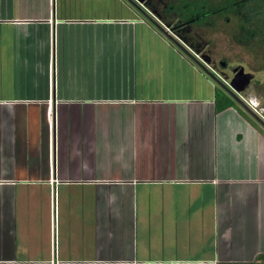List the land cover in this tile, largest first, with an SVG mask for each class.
I'll list each match as a JSON object with an SVG mask.
<instances>
[{
	"label": "crops",
	"instance_id": "crops-1",
	"mask_svg": "<svg viewBox=\"0 0 264 264\" xmlns=\"http://www.w3.org/2000/svg\"><path fill=\"white\" fill-rule=\"evenodd\" d=\"M105 6L0 0V264H264V137L244 123L223 168L231 105L145 90L150 28ZM146 223L201 234L157 255Z\"/></svg>",
	"mask_w": 264,
	"mask_h": 264
},
{
	"label": "rangeland",
	"instance_id": "rangeland-1",
	"mask_svg": "<svg viewBox=\"0 0 264 264\" xmlns=\"http://www.w3.org/2000/svg\"><path fill=\"white\" fill-rule=\"evenodd\" d=\"M134 0H110V12L121 13L126 7L136 11L144 20L149 31H145V49L143 53V69L144 77L146 78L144 89L150 88L151 92H155L156 88L166 90L170 87L169 83L176 85L177 90H189L197 92L198 95L208 94L217 99V103L224 100H232V111L228 113H235L236 117L227 118L225 122V129H223L220 136H223L224 150H219L218 162L222 167L230 168L231 161L242 160L238 148L243 142L237 140V132L241 131L244 123L251 124L256 131L259 132L260 137H264V113L254 112L251 110L247 100H251L254 108H264V27L261 32L256 33L254 37H248L246 31L241 28L237 15L233 13H223L212 15L205 22L193 25L188 28L187 39L188 44L199 43L202 44V52L193 51L186 43L180 41V37L173 32V28L161 22L163 14V7L170 2L176 0H145L144 3L138 7L134 4ZM60 7L69 5L75 11H90L100 12L108 10L105 6V0H59ZM254 3L250 1L249 5ZM255 5V4H254ZM143 10V11H142ZM146 13H145V12ZM159 23V25L155 22ZM255 21V22H254ZM256 25L258 19L253 18ZM173 23V22H172ZM198 46L197 49H199ZM205 55L209 59H213L215 64H206L201 60V56ZM226 63L221 66V62ZM241 65L246 72L253 73L254 77L250 83L236 96L240 101L235 99L225 87H228L225 81H229L232 77V69L235 66ZM207 83V85H206ZM166 85V87H164ZM154 86V87H153ZM174 89V86L171 87ZM209 93H207V91ZM162 93V92H161ZM258 110V109H257ZM226 113V112H225ZM257 114V115H256ZM260 117H263L262 119ZM221 132V130H220ZM239 138V137H238ZM238 142V145H237ZM232 144V145H231ZM236 147V149H234ZM196 176H202L205 173H191ZM227 179H238L242 177L249 178L253 176L249 173H219ZM237 187H243L238 185ZM236 188V189H240ZM235 195V194H234ZM256 196V195H255ZM256 202H259L257 199ZM186 211L180 212L184 214ZM236 212V211H235ZM264 213V212H263ZM245 219L244 217L242 218ZM155 231L150 235V239L146 240L154 248L157 255L165 253L172 256L174 249V236L180 237H195L201 234L200 226L174 228L173 226H166V235L160 234L159 227L153 228L152 224H145L144 227H139V237L148 238L144 235L142 230L151 228ZM175 230H178L176 234ZM185 233V234H184ZM167 236L169 239H167ZM164 242L166 249H161V244ZM147 242L139 244V249L145 247ZM154 245V246H153Z\"/></svg>",
	"mask_w": 264,
	"mask_h": 264
},
{
	"label": "trees",
	"instance_id": "trees-1",
	"mask_svg": "<svg viewBox=\"0 0 264 264\" xmlns=\"http://www.w3.org/2000/svg\"><path fill=\"white\" fill-rule=\"evenodd\" d=\"M250 1L254 4L249 5ZM237 15L240 26L248 37H254L264 27V0H176L163 7L161 22L173 28L174 34L182 38L184 42L195 52H202V44H188L187 31L193 25L205 22L212 15L223 13ZM258 19L260 25L253 22ZM173 22V23H172ZM198 46H200L199 49ZM218 108L228 107L232 100L223 99Z\"/></svg>",
	"mask_w": 264,
	"mask_h": 264
},
{
	"label": "water",
	"instance_id": "water-1",
	"mask_svg": "<svg viewBox=\"0 0 264 264\" xmlns=\"http://www.w3.org/2000/svg\"><path fill=\"white\" fill-rule=\"evenodd\" d=\"M135 1V2H134ZM134 4L137 5L138 7L141 5V3L143 4L145 0H134ZM140 8V7H139ZM143 11V10H142ZM145 12V11H144ZM146 13V12H145ZM155 22L159 25V23L155 20ZM160 26V25H159ZM179 38V37H178ZM182 42L184 41L182 38H179ZM185 44V42H183ZM190 47V46H189ZM201 60L203 62H205L206 64L210 63V59L205 56L202 55L201 56ZM221 66H225L226 63L224 61H222ZM232 77L230 78L229 81V86L225 87V89L232 95L235 97V99H237L238 101L239 98L236 96L237 93H239L240 91H242L249 83L250 81L253 79L254 75L251 72H246L244 70V67L241 65L235 66L232 69Z\"/></svg>",
	"mask_w": 264,
	"mask_h": 264
},
{
	"label": "built area",
	"instance_id": "built-area-1",
	"mask_svg": "<svg viewBox=\"0 0 264 264\" xmlns=\"http://www.w3.org/2000/svg\"><path fill=\"white\" fill-rule=\"evenodd\" d=\"M230 81V80H229ZM229 81H225V83L227 84V85H229ZM247 102H248V104H249V106L251 107V110H253L255 113L257 112H260V114H263L264 113V108H260L259 106L258 107H256V108H254L251 104H253V102L249 99V100H247ZM254 105V104H253ZM254 106H257V105H254ZM258 109V110H257ZM259 114V113H258ZM257 115V114H256ZM48 118H49V121L51 122L52 120H53V118H52V114L50 113V110H49V113H48ZM261 119L263 118V117H260ZM263 120H264V118H263Z\"/></svg>",
	"mask_w": 264,
	"mask_h": 264
},
{
	"label": "flooded vegetation",
	"instance_id": "flooded-vegetation-1",
	"mask_svg": "<svg viewBox=\"0 0 264 264\" xmlns=\"http://www.w3.org/2000/svg\"><path fill=\"white\" fill-rule=\"evenodd\" d=\"M210 62H211L210 64H212V66L215 64L214 63L215 61L213 59H210Z\"/></svg>",
	"mask_w": 264,
	"mask_h": 264
}]
</instances>
